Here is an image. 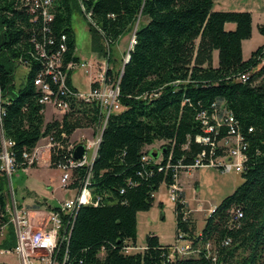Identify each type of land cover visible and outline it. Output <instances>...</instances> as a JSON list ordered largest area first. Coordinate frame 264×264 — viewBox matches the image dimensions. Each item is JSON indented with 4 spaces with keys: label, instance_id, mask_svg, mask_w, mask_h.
Listing matches in <instances>:
<instances>
[{
    "label": "trees",
    "instance_id": "obj_1",
    "mask_svg": "<svg viewBox=\"0 0 264 264\" xmlns=\"http://www.w3.org/2000/svg\"><path fill=\"white\" fill-rule=\"evenodd\" d=\"M43 1L0 0V135L11 143L16 171L27 167L23 154L42 138H52L49 167L58 169L73 160L67 148L77 130L101 131L92 164L71 169L69 189L78 190L87 179L92 199L99 201L78 208L65 264H264V44L243 59L251 14L214 11L213 0ZM74 14L87 24L92 51L108 54L109 63L111 48L124 36L134 37L128 62L116 74L109 67L111 79L120 76L122 109L104 125L99 106L77 98L70 81L74 71L67 65L79 61ZM257 30L264 35V18ZM51 59L66 73L62 94L46 74ZM18 65L27 70L20 83ZM39 77L67 105L60 119L46 122L48 106L40 103L35 85ZM200 113L215 127L208 143L198 141L205 136ZM227 115L245 144L242 182L214 207L199 234L182 192L174 205L175 237L180 234L195 253L169 258V245L154 234L141 251L125 253L136 247L137 214L152 207L162 184H173L175 169L203 152L226 155L221 143L230 134ZM212 116L223 120L219 126ZM156 142H163L160 151L147 150ZM8 201L9 180L0 169V250L15 246Z\"/></svg>",
    "mask_w": 264,
    "mask_h": 264
},
{
    "label": "built area",
    "instance_id": "obj_2",
    "mask_svg": "<svg viewBox=\"0 0 264 264\" xmlns=\"http://www.w3.org/2000/svg\"><path fill=\"white\" fill-rule=\"evenodd\" d=\"M49 0H44L43 5H48ZM37 7V5H36ZM43 16L47 20H51V16L46 10L43 11ZM134 42V37L131 38V46ZM61 51H64V46H61ZM43 55V54H42ZM127 55L124 59L126 60ZM59 61L55 63V60H50L49 69L46 74L51 77L54 84H58L57 92L62 94L64 90V82L66 73L60 70ZM67 69L76 71L82 69L88 77L89 87L86 92H74L77 98L83 99L86 102L96 103L103 116V125L114 112H118L122 109L119 102V77L115 80L108 76L109 65L107 61L100 62L99 65H94V62L78 61L76 63H69ZM242 81H245L246 76L240 77ZM35 85L41 90L42 98L40 103L45 106H51L58 110L60 113L65 112L67 105L58 99V93L54 92L49 86V83L45 82L42 77L35 80ZM2 102L0 100V113L2 112ZM199 118L202 120L203 131L205 136L198 138V141L203 143L209 142V134L215 130L213 125H210L209 121L205 118V113H200ZM212 120H215L217 126L221 124L223 120L218 119L216 116H212ZM229 124V136L222 141V145L226 148V155L223 157H213L210 153L204 152L198 155L192 164L187 166H181L177 170L175 169L173 175V184L167 187L168 197L172 202H176L182 192L179 177L181 173H188L201 167L216 168L220 173H229L232 170L240 173L243 169V164L246 161V157L243 153L245 144L242 137L234 129V121L230 115H227V119L224 120ZM101 131L94 133L90 138H84L80 145L84 147L83 156L79 160H74L73 152L75 145H69L68 151L70 152L72 159L67 165L59 166L61 171L59 178V188L62 190H70V176L71 169L74 167L90 166L95 158L98 145L100 143ZM44 144H40V142ZM37 146L31 151L23 154L24 160L27 162V167L22 169L25 173L31 168L33 164L38 166L42 159L46 160L49 166L50 151L54 148L55 144L52 138L47 136L42 138ZM11 143L4 140L0 135V169L5 172L8 179L15 172L14 162L8 148ZM143 160H147L143 157ZM75 195L72 198L61 200L55 208H50L45 212L44 220L39 222L40 227H33L29 213L25 208L19 209L16 202L11 199L7 204V213L9 215V223L13 227L15 235V246L12 249H2L0 254L15 253L21 264H65L67 260V253L65 246L68 241V237L71 230V223L76 216V212L80 206L93 204L97 205L99 199H92L90 190L88 189V181L78 189L74 190ZM47 208V207H46ZM214 209V208H213ZM209 210V214L213 211ZM190 212V211H189ZM189 212H184L183 219ZM208 214V215H209ZM5 230V229H4ZM3 230V231H4ZM210 244L206 245V249H210ZM130 248H125V253H128ZM168 257L173 258L175 254L179 256H186L194 254L195 251L191 250L190 243L184 240L183 237L178 234L174 238L172 244L168 246Z\"/></svg>",
    "mask_w": 264,
    "mask_h": 264
},
{
    "label": "rangeland",
    "instance_id": "obj_3",
    "mask_svg": "<svg viewBox=\"0 0 264 264\" xmlns=\"http://www.w3.org/2000/svg\"><path fill=\"white\" fill-rule=\"evenodd\" d=\"M143 22L144 19L141 20V23ZM72 28L75 34L76 54L80 61H92L94 65H99L100 62L107 61L109 67H112L115 74L121 69L126 54L131 48L132 35L124 36L119 40L117 45L111 48V60L109 63L108 54L106 56H98L92 51L87 24L80 15H73ZM263 42V35L258 33L254 25V33L250 47H258ZM245 53L248 55L249 52L245 50ZM26 72L27 70L24 66L18 65L15 71V81L20 83ZM71 78L79 92H86L88 90V77L82 69L74 71ZM44 115L46 121L60 119L62 116L58 110L51 106L46 108ZM93 134L94 132L91 129H80L71 136L70 141L74 145H80L84 138H90ZM44 142H40V144H44ZM162 144L163 142H156L154 145L147 147V150L151 152L160 151ZM60 176L61 171L49 167L45 159H42L35 168H30L27 173L21 169L16 170L8 179L9 200L13 199L18 208L22 209L29 203L30 199L35 197L33 193L28 194V189L42 193L41 196L43 195L44 197H49L52 191H55L61 196L63 190L58 187ZM181 177V185L184 189L185 199L189 207L195 211L192 213V220L195 224V229L198 231L203 228L204 220L208 216L209 210L216 207L225 197L233 193L235 188L242 182L240 174L235 170L223 174L212 167H201L191 172H186ZM69 192L65 195L66 197L74 193V191ZM154 197L155 200L152 207L148 211L137 214V248L130 247L128 253L141 251L140 247L145 245L146 236L149 234L157 236L159 241L164 245L171 244L174 241L176 233L175 203L169 199L167 187L164 184L160 186ZM48 203L55 205L56 200H48ZM35 204H40L36 208L38 211L34 213V219L39 223L44 220L47 208L44 202L38 203L35 201ZM6 233H8V229L3 231L2 239ZM2 261H7L8 264H21L19 257L15 253L0 254V263Z\"/></svg>",
    "mask_w": 264,
    "mask_h": 264
},
{
    "label": "crops",
    "instance_id": "obj_4",
    "mask_svg": "<svg viewBox=\"0 0 264 264\" xmlns=\"http://www.w3.org/2000/svg\"><path fill=\"white\" fill-rule=\"evenodd\" d=\"M213 10L214 11H247V12H249L251 14V18H252V23H251L252 35H251L250 39L244 40L242 42V56H243L244 60H247L249 58L251 52L254 51L257 48V47H250V42H251V39L253 38L254 25L257 28L258 25L262 23L263 18H264V0H213ZM233 28H234L233 24H227L226 25V29H233ZM263 38H264V35H263ZM262 44H264V42ZM245 50H247L249 52L248 55H246ZM76 56L78 57L77 54H76ZM214 62L216 63V53L214 54ZM72 74L70 75V81H71V84L73 86H75L73 84V82H72V78H71ZM76 89H77V87H76ZM183 174L184 173H181L180 177H179V183H180V187H181V190H182L183 201L186 204L187 209L192 214L195 211L189 207V204L187 203V201L185 199L184 189H183V187L181 185L182 184V181H181L182 177L181 176H183ZM66 191L67 190H63V194L61 196H59L55 191H52L49 197H44L43 195L41 196L42 193H38L35 190L28 189V194H32L33 193L35 195V197L30 199L29 203H27L26 206H25V207H27L26 209H27V211L29 213V216H30L31 223H32L33 227H40V224L38 222H36V220L34 219L35 218L34 217V215H35L34 213H36L38 211V210H36V208L39 207V206L37 207L35 205V201L36 202H44L46 207L47 206L54 207V206H57V204L61 200L72 198L75 195V191L73 189H70L67 192ZM69 191H74V193L71 196L68 195L66 197L65 195L70 193ZM48 200H56V204L55 205H50L48 203ZM30 207H32V208H30ZM200 231L201 230H199V231L196 230V233L199 234ZM168 245H170V244H168ZM142 248H144V246L140 247V249H142ZM0 264H8V262L7 261H2Z\"/></svg>",
    "mask_w": 264,
    "mask_h": 264
},
{
    "label": "water",
    "instance_id": "obj_5",
    "mask_svg": "<svg viewBox=\"0 0 264 264\" xmlns=\"http://www.w3.org/2000/svg\"><path fill=\"white\" fill-rule=\"evenodd\" d=\"M129 56L127 55L126 60L123 62V66L128 62ZM84 153V147L83 145H77L73 152V158L74 160H79Z\"/></svg>",
    "mask_w": 264,
    "mask_h": 264
}]
</instances>
